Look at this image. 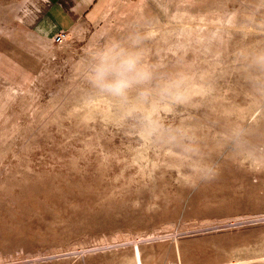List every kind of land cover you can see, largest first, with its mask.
I'll return each instance as SVG.
<instances>
[{"label": "rangeland", "instance_id": "obj_1", "mask_svg": "<svg viewBox=\"0 0 264 264\" xmlns=\"http://www.w3.org/2000/svg\"><path fill=\"white\" fill-rule=\"evenodd\" d=\"M47 5L0 0V264H264V0H100L61 44Z\"/></svg>", "mask_w": 264, "mask_h": 264}, {"label": "clouds", "instance_id": "obj_2", "mask_svg": "<svg viewBox=\"0 0 264 264\" xmlns=\"http://www.w3.org/2000/svg\"><path fill=\"white\" fill-rule=\"evenodd\" d=\"M141 55L130 50L102 53L90 69V81L100 93L124 98L128 90L150 78L141 63Z\"/></svg>", "mask_w": 264, "mask_h": 264}, {"label": "crops", "instance_id": "obj_3", "mask_svg": "<svg viewBox=\"0 0 264 264\" xmlns=\"http://www.w3.org/2000/svg\"><path fill=\"white\" fill-rule=\"evenodd\" d=\"M99 2L100 0H49V5L44 10L43 16L44 24H46L44 29L46 30H41L42 34L40 33V35L52 37L62 31L67 32L82 17L89 19ZM8 43L11 44H8L10 48H4L2 54L20 68L35 71L34 65H32V62H35L26 55V52L30 51L16 41H8Z\"/></svg>", "mask_w": 264, "mask_h": 264}, {"label": "built area", "instance_id": "obj_4", "mask_svg": "<svg viewBox=\"0 0 264 264\" xmlns=\"http://www.w3.org/2000/svg\"><path fill=\"white\" fill-rule=\"evenodd\" d=\"M66 37H67V32L62 31L54 36V43L61 44L65 41Z\"/></svg>", "mask_w": 264, "mask_h": 264}]
</instances>
